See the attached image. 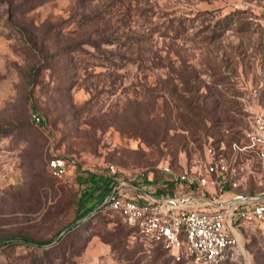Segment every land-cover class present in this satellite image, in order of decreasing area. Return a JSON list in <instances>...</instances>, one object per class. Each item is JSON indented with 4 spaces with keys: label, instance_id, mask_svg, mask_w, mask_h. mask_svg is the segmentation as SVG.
<instances>
[{
    "label": "rangeland",
    "instance_id": "374dc122",
    "mask_svg": "<svg viewBox=\"0 0 264 264\" xmlns=\"http://www.w3.org/2000/svg\"><path fill=\"white\" fill-rule=\"evenodd\" d=\"M8 2L0 0V264H195L160 243L144 252L103 199L119 179L187 197L188 208L219 207L240 192L264 196V167L245 150L238 156L250 158L249 169L222 195L164 186L160 168L181 170L209 137L226 154L246 142L251 113L264 109V0L31 8L12 0V10ZM53 155L67 161L61 177L47 167ZM236 230L245 256L217 264H264L256 226Z\"/></svg>",
    "mask_w": 264,
    "mask_h": 264
},
{
    "label": "built area",
    "instance_id": "2783aa9c",
    "mask_svg": "<svg viewBox=\"0 0 264 264\" xmlns=\"http://www.w3.org/2000/svg\"><path fill=\"white\" fill-rule=\"evenodd\" d=\"M34 121H41L39 115H34ZM245 136V143L231 144L229 154L224 153L222 144L216 145L209 137L202 151H198L181 170L167 162L161 164L163 185L203 187L210 195L228 193L229 188L238 184L239 175L249 169L250 158L238 156L241 151H248L264 167V109L253 110ZM47 167L53 175L61 177L66 173L67 161L63 156L53 155L48 159ZM107 170L116 178L118 168L115 164L109 163ZM142 176L140 171L133 178L138 180ZM121 184L135 187L126 179H119L103 203L120 214L144 252L151 253L160 243L176 261L195 264L237 261L246 254L236 230L244 221L256 226L264 243V196L240 192L219 207L188 208L190 199L187 197L148 194L146 200H140L120 193ZM181 198L186 200L173 202Z\"/></svg>",
    "mask_w": 264,
    "mask_h": 264
},
{
    "label": "crops",
    "instance_id": "0c3cea01",
    "mask_svg": "<svg viewBox=\"0 0 264 264\" xmlns=\"http://www.w3.org/2000/svg\"><path fill=\"white\" fill-rule=\"evenodd\" d=\"M117 179H119V178H117ZM110 182L108 181L107 183L109 184ZM130 184L135 185V187L126 185L127 188H125V187H121L120 186L119 192L123 193L125 195H128V196H132L134 198L140 199V200H146L149 197L148 194L156 195V193H152V192L146 191V189H144L145 185L143 183L135 181L134 183L130 182ZM113 187H115V185ZM106 197H104L103 201L105 200Z\"/></svg>",
    "mask_w": 264,
    "mask_h": 264
},
{
    "label": "trees",
    "instance_id": "16d2710c",
    "mask_svg": "<svg viewBox=\"0 0 264 264\" xmlns=\"http://www.w3.org/2000/svg\"><path fill=\"white\" fill-rule=\"evenodd\" d=\"M24 2H29V8H31V7H33L35 4H37V2H41V1H43V0H23ZM9 4H10V9L12 10L13 9V2H12V0H9V2H8ZM88 16L90 17V18H94L93 16L91 17V13H88ZM47 51H48V49H46ZM53 53L54 54H56L57 53V51H53ZM45 58V57H44ZM48 65V64H47ZM47 65H45V63H41L40 64V67H45V66H47ZM190 103V102H189ZM189 103H187L188 105H189ZM102 207H105V208H108L107 207V204L106 203H102ZM112 210V209H111ZM124 222V221H123ZM125 223V222H124ZM125 225L128 227V228H130L126 223H125ZM131 229V228H130ZM132 230V229H131ZM18 238L20 239V240H22L23 242H27V243H33V242H38V243H42V242H46V241H42V240H38V239H35V238H32V237H30V236H28V235H26V234H21V235H19L18 236ZM59 242H62V240H61V238L60 239H58V243Z\"/></svg>",
    "mask_w": 264,
    "mask_h": 264
},
{
    "label": "bare ground",
    "instance_id": "6f19581e",
    "mask_svg": "<svg viewBox=\"0 0 264 264\" xmlns=\"http://www.w3.org/2000/svg\"><path fill=\"white\" fill-rule=\"evenodd\" d=\"M186 199H184V198H181V199H178V200H176V201H173V202H179V203H182L183 201H185Z\"/></svg>",
    "mask_w": 264,
    "mask_h": 264
}]
</instances>
